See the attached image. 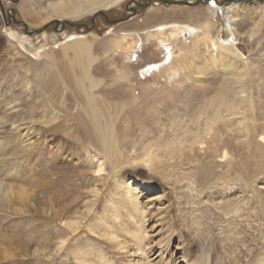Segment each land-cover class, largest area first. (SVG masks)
Segmentation results:
<instances>
[{"label":"rangeland","instance_id":"1","mask_svg":"<svg viewBox=\"0 0 264 264\" xmlns=\"http://www.w3.org/2000/svg\"><path fill=\"white\" fill-rule=\"evenodd\" d=\"M206 1L124 0L79 17L51 18L33 25L25 17L21 0H0V122H3L0 127V178L4 182L9 178V183L24 186L29 194L35 193L43 198L40 205L32 200L29 214L24 209L18 210L19 214H12L11 210L3 211L8 222L0 219V264H94L100 253L108 258V262L103 264H199L201 258L208 254L214 257L213 260L220 255L222 264H254L264 259V235L261 232V227L264 228V203H261L264 199V152L260 155L253 152L254 144L251 146L248 143L246 130L235 128L228 131L219 123L213 129L219 134L216 133L218 137L214 139L216 146L220 144L226 147L232 166L236 165L233 174L238 170L240 172L229 178H234L239 185L251 183L257 191L246 190V194H234L236 184L232 187L228 182H218V187L211 185L210 188H203L198 176L200 167L196 168L197 161L205 155L201 152H196L198 159L190 164H178L171 172L169 167L173 166H168L165 161L157 163L156 171L149 165L137 163L126 168L125 177H136L141 183L149 185V188H142L136 194L140 215L129 218L126 209H122L124 218L115 221L111 213L106 217H103V213L111 192L116 189L118 177H114L109 159L90 141L84 147H79L74 137V118L82 111V102L72 89H66L64 85L60 102L53 105L48 94L36 83L34 64L40 66L49 61L37 51L43 44H47L46 48H52L66 33L78 32L91 38L96 36L95 45L101 46L110 36L112 28L131 24L128 21L133 17L139 19L148 11L173 7L181 9L176 14L187 17L192 14L187 9L200 7ZM215 1L222 6L232 2L237 6L249 5L247 19L252 23L255 34L253 38L245 35L239 41L245 56L237 62L235 71L243 79L237 87L244 85V89L253 94L256 102L254 115L263 119L264 0ZM218 20L223 22L220 16ZM12 32L18 33V37L14 38ZM223 33L226 34L224 30ZM25 36L30 42L23 44ZM57 56L61 62L52 68L56 73L67 61L60 53ZM98 63L95 62L94 66L97 67ZM65 67L68 68V65ZM222 67L223 64L219 63L206 85L212 87L219 81L224 74ZM98 70L103 74L105 67ZM188 72L182 71L176 83L166 81L167 86H174L180 91L186 87L192 88L194 94L199 95L197 100L203 101L199 84L194 80L195 75L188 78ZM138 93L139 90L136 95L140 96ZM167 98L174 101L171 95H167ZM13 99L16 101L5 104ZM33 106L34 118L31 119L29 112ZM41 115L40 121H34ZM10 118L17 120V123L6 122ZM261 132L264 131L259 130L255 137L258 138ZM212 139L206 137V143ZM149 140L139 139L136 145H128V150L134 151L131 154L123 152L122 158L144 160L147 150L153 151ZM92 155L106 161L102 172L90 169L89 159ZM220 159L218 156L213 160L208 159L213 163V171H221ZM174 171L176 175L171 177ZM130 181L132 179L127 183ZM140 182L135 186H140ZM204 184L211 183L208 180ZM216 188L219 190L214 191ZM210 195L213 200L219 197L218 201L244 195L253 199V205L257 206L262 217L257 222L253 220L254 227L243 223L242 236L246 237L247 245L239 243L232 247L233 242L227 239V222L216 223L207 218L203 205ZM91 205L93 209L89 208ZM33 219L36 228L33 237L36 241L30 235H24L25 238L19 235V231L26 232ZM104 221L114 228V238L102 235L97 229V223ZM137 222L142 229L129 231V226ZM71 223L74 224L73 228ZM134 231L140 234L135 235ZM123 245L125 247L121 248ZM251 248L253 253L249 252Z\"/></svg>","mask_w":264,"mask_h":264},{"label":"bare ground","instance_id":"2","mask_svg":"<svg viewBox=\"0 0 264 264\" xmlns=\"http://www.w3.org/2000/svg\"><path fill=\"white\" fill-rule=\"evenodd\" d=\"M122 1L124 0H21V7L27 21L34 25L51 18L79 17ZM248 6H237L235 2L222 6L215 0H208L200 7L191 8L192 11L187 9L192 12V16L187 17L176 14L181 9L175 7L148 11L142 18H131L128 22L132 23L129 25L122 24L112 28L110 36L101 46L95 45L96 36L91 38L75 32L66 33L57 46L46 48L47 44H43L37 48L41 56L49 58L43 65L33 66L37 85L48 94L53 105L60 102L63 96L62 86L72 89L82 102V111L74 118L77 144L84 147L90 141L109 159L111 171L114 177H118L115 178L117 182L114 179L116 189L107 200L103 217L111 213L116 221L123 216L122 209H126L129 218L140 215L136 194L142 188H149V185L141 183L136 177L126 178L125 171L129 165L140 163L149 165L156 171L157 163L165 161L168 166H173L169 167L171 172L178 164H190L198 159L196 152L205 154L203 159L197 161L196 167H200L198 176L203 181L200 182L203 188H210L211 185L218 187V182H228L232 187L236 184L234 194L256 190L251 183L239 185L234 178H229L240 172L238 170L233 174L232 170L237 167L232 166L226 147H221L220 144L216 146L214 137L218 136L217 131H213L219 123L228 131L244 129L248 132V143L251 146L254 144L253 152L259 155L264 152V132L258 138L255 137L259 130L264 131V118L255 117L256 102L253 94L244 89V85L237 87L243 79L235 71L237 62L245 56L239 47V41L245 35L253 38L255 34L252 23L247 19ZM219 16L223 19L222 23L218 20ZM222 30L226 34H222ZM11 35L18 37L15 32ZM24 38L23 44L30 42L28 36ZM58 53L67 59L64 65H68V68L63 65L56 73L52 68L61 62ZM97 61L99 63L95 67L94 63ZM219 63L223 64L224 74L212 87L206 85L207 80L217 71ZM102 66L105 67L103 74L98 70ZM188 70V78L196 76L194 80L199 84L203 101L197 100L199 95L194 94L192 88L186 87L180 91L174 86H167L166 81L176 83L181 72ZM137 90L140 96L136 95ZM167 95H171L174 101L168 100ZM180 98L193 101H182ZM13 101L16 99L7 100L5 104ZM34 111L33 106L29 112L31 119L34 118ZM42 116L34 121H40ZM6 122L15 125L17 120L10 118ZM2 125L1 121L0 127ZM206 137L213 139L206 143ZM139 139H150L148 143L153 151L148 149L147 158L142 161L124 160L123 152L131 154L134 151L128 150L127 146L136 145ZM215 156L221 158V171L212 170L213 163L209 160H213ZM89 165L94 172L100 173L105 169L106 161L92 155ZM1 172L2 169L0 176ZM175 175L174 171L171 177ZM7 179L9 178L4 182L0 178L1 221L7 218L4 210L19 214L18 210L24 209L29 214L32 200L37 205L42 203V197L34 195L35 193L29 194L24 186H15ZM130 179L132 181L127 183ZM208 180L211 184H204ZM138 182L140 186H135ZM218 190L216 188L214 191ZM245 196L218 201L219 197L213 200L210 195L203 205L209 220L216 223L227 222V239L233 242L232 247L239 243L247 245L246 237L242 236L243 223L254 227L253 220L257 222L262 217L257 206L253 205V199ZM261 203H264V199ZM89 208L93 209V205ZM31 222L26 232L19 231V235L23 238L24 235H30L36 241L33 237L36 231L34 219ZM73 225L71 223L70 226L73 228ZM133 228L142 229L138 222L128 229L133 231ZM222 228L225 230V227ZM97 229L102 235L114 238V228L105 221L97 223ZM261 232L264 235L262 227ZM134 234L139 235L140 232L134 231ZM14 238L18 241L16 236ZM123 247L125 245L121 248ZM253 251L252 248L249 249V252ZM213 259L209 254L204 255L199 264H222L220 255ZM102 262H108L104 253H100L93 263L103 264ZM254 264H264V259H259Z\"/></svg>","mask_w":264,"mask_h":264}]
</instances>
